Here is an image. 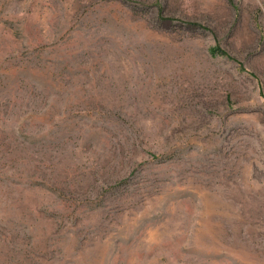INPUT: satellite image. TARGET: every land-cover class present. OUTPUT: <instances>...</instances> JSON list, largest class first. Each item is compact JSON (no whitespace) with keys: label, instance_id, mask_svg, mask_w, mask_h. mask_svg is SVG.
<instances>
[{"label":"rangeland","instance_id":"1","mask_svg":"<svg viewBox=\"0 0 264 264\" xmlns=\"http://www.w3.org/2000/svg\"><path fill=\"white\" fill-rule=\"evenodd\" d=\"M0 264H264V0H0Z\"/></svg>","mask_w":264,"mask_h":264}]
</instances>
